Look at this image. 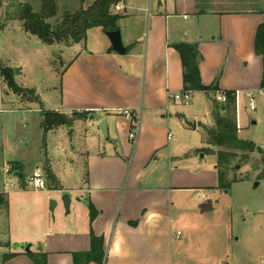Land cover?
I'll use <instances>...</instances> for the list:
<instances>
[{"label":"crops","instance_id":"1","mask_svg":"<svg viewBox=\"0 0 264 264\" xmlns=\"http://www.w3.org/2000/svg\"><path fill=\"white\" fill-rule=\"evenodd\" d=\"M260 3L124 0L113 7L121 15L117 25L124 53L111 48L101 27L92 46L85 39L58 49L71 48L60 100L50 109L37 103L40 112H87L72 126L50 130H67L71 135L77 124L88 125L80 141L71 144L85 175L71 196L62 174L47 164L60 194L69 195L68 215L46 221L41 231L34 228L33 234L13 241L1 238L0 254H14L5 261L0 258V264H35L24 250L28 242L30 251L45 253L46 264L215 263L212 256L199 252L198 245L209 240L205 226L216 214L207 204L219 189L216 167L199 165L205 155L199 151L202 139L197 147L178 142L170 129L175 119L179 130L187 131L184 120L192 118L191 129L200 131V125H211L212 118L210 111L206 121L179 111V101L171 97L183 91L182 61L175 44H196L202 83L217 84L216 90L191 92V99L202 92L209 102L218 101L222 91H234L239 134L264 112L263 61L254 49L257 29L264 26ZM2 88L0 78V112L6 105ZM248 92L253 93L254 109L249 107ZM125 108L139 121L134 139L129 138L131 124L122 114ZM102 119L106 137L99 128ZM36 169L48 184L44 169ZM13 174L21 178L23 172ZM198 200H206L205 205L200 208ZM90 205L95 209L93 219ZM93 237L100 242L101 258L74 262V253L90 251ZM13 243L22 245L16 248Z\"/></svg>","mask_w":264,"mask_h":264},{"label":"rangeland","instance_id":"2","mask_svg":"<svg viewBox=\"0 0 264 264\" xmlns=\"http://www.w3.org/2000/svg\"><path fill=\"white\" fill-rule=\"evenodd\" d=\"M54 1L57 14L47 19L52 24L64 10L72 11L81 5L80 0ZM93 1L83 0L82 5L87 7ZM26 3L37 11L41 0H0V62L12 69L18 86L33 89L38 103L50 109L60 100L62 72L68 64L71 48H64L61 52L58 49L63 44H47L25 32L18 13ZM260 4L264 7V0ZM99 31L97 27L86 31L88 47L96 43ZM0 78L6 101L0 112V239L6 236L13 241L17 237L33 234L34 228L41 231L40 226L46 221L50 223L55 218L68 215L62 201L64 193L60 194L61 191L49 184L43 190H35L29 179L37 167L44 169L49 164L62 174L68 192L73 196L85 171L81 159L73 154L71 144L80 141L79 137L81 133H86L88 125L77 124L71 135L67 130L44 132L40 128L39 104L31 101L29 94H15ZM191 100L185 104L178 102V110L208 120L210 102L207 96L198 92ZM257 120L256 124L241 129L238 136L259 147L263 145L261 148L264 149V112L258 113ZM184 122L190 130L181 132L176 120L172 121L170 129L173 138L200 146L199 128L191 129L192 118ZM15 161L23 165L22 178L13 174L17 170L11 169V162ZM198 161L203 168L213 170L216 157L206 153ZM261 167L259 153L250 154L247 163L227 174L228 180L233 177L238 180L232 181L226 191L216 190V195L207 201L216 214L215 218L207 219L210 224L205 226L209 240L200 242L198 246L201 254L213 257V264H264V178L259 176ZM2 198L5 202L1 201ZM52 201L60 203L53 210L50 208ZM205 201L198 200L196 205L201 208ZM29 244L25 243L24 249ZM13 245L20 248L22 244ZM0 252L3 250L0 249Z\"/></svg>","mask_w":264,"mask_h":264},{"label":"trees","instance_id":"3","mask_svg":"<svg viewBox=\"0 0 264 264\" xmlns=\"http://www.w3.org/2000/svg\"><path fill=\"white\" fill-rule=\"evenodd\" d=\"M124 0H95L87 7L81 5L75 10H64L62 15L55 18V23L47 21L48 18L57 14V7L54 0H41L39 9L36 11L31 4L22 5L19 10L18 18L22 23L25 32L35 36L40 41L47 44L70 45L73 43L84 42L86 31L91 27H101L105 32L118 29L117 22L121 15L113 11L118 3ZM175 48L178 50L182 61L183 91H205L217 89L216 82L205 86L200 78L199 62L201 59L196 44L177 43ZM254 49L256 54L262 57L263 78L261 87L264 88V26L260 25L257 29ZM0 76L6 85L18 95L29 94L31 101L38 102V97L33 89L18 86L13 79L12 69L0 62ZM225 101H217L210 98L211 103V125H200V133L203 146L199 151L203 154L210 153L215 155V167L218 176L217 187L223 191L228 190L232 181H237L236 177L227 179V174L235 170V166H242L249 160L250 154L257 152L260 155L261 169L260 177L264 178V149L257 146L250 140H243L238 136V126L235 115V93L234 91H222ZM87 112L74 111L70 114L55 111L42 110L40 128L50 131L58 127L72 126L75 119L84 118ZM11 169L21 172L23 165L17 161L11 162ZM46 178L52 188H61L54 175L50 172L48 165L44 167ZM23 175L21 176V178ZM5 202V199H1ZM91 219L95 215V209L90 205ZM98 242V243H97ZM100 242L97 238H92L90 251L87 253H74V262L88 261L94 258H101ZM35 264H46L45 253H34L26 251ZM14 253L4 254L2 260L5 261Z\"/></svg>","mask_w":264,"mask_h":264},{"label":"built area","instance_id":"4","mask_svg":"<svg viewBox=\"0 0 264 264\" xmlns=\"http://www.w3.org/2000/svg\"><path fill=\"white\" fill-rule=\"evenodd\" d=\"M247 95L250 98L249 107H250V109H254L253 93L248 92ZM171 97L174 100L185 104L191 100V92L190 91H182V92L175 93V94L171 95ZM217 99H218V101L223 102V101H225V96H223L221 94ZM122 114L124 115V117L126 119H128V121L131 124V130L129 133V138L134 139L135 131L139 127V121H138V119H136L132 110L129 108L123 109ZM6 172H8V169H6ZM29 183L35 190H43L46 186V179H45V176L42 173V171H40L39 169L34 170L32 173V176L29 179ZM222 264H230V263L224 262Z\"/></svg>","mask_w":264,"mask_h":264},{"label":"water","instance_id":"5","mask_svg":"<svg viewBox=\"0 0 264 264\" xmlns=\"http://www.w3.org/2000/svg\"><path fill=\"white\" fill-rule=\"evenodd\" d=\"M105 34H106L107 38L110 41L111 48L114 51H116V52H118L120 54L125 52V48H124L123 43H122L121 34H120V30L119 29L106 31ZM99 128H100V131H101L102 135L106 137V135H107V126H106V122H105L104 119H102L100 121ZM235 168H239V165H236ZM62 201H63V204H64V207H65L66 211L68 212L69 211L70 198H69V195L67 193H64L62 195ZM54 206H55V202L52 201V204L50 206L51 210H53ZM29 247H30V245H27L24 250L28 251Z\"/></svg>","mask_w":264,"mask_h":264}]
</instances>
